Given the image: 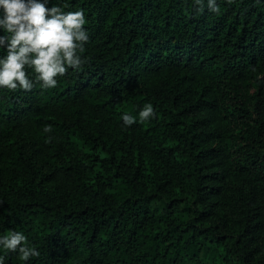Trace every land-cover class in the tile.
<instances>
[{"label":"trees","instance_id":"1","mask_svg":"<svg viewBox=\"0 0 264 264\" xmlns=\"http://www.w3.org/2000/svg\"><path fill=\"white\" fill-rule=\"evenodd\" d=\"M116 3L106 28L93 0H47L48 8L84 10L88 62L56 77L55 88H41L27 66L31 91L0 87V133L19 178L18 189L0 188V237L21 232L40 253L23 261L0 246V257L4 264H250L246 241L204 222L205 168L219 160L248 200L263 192L264 0H217L219 13L206 6L198 13L193 0ZM152 41L168 43L159 59L142 53ZM149 103L155 116L141 122ZM217 110L226 129L194 117ZM125 114L136 123L125 126ZM35 141L53 170L57 159L65 162L57 173L64 185L38 181ZM213 244L230 251L219 263Z\"/></svg>","mask_w":264,"mask_h":264},{"label":"clouds","instance_id":"2","mask_svg":"<svg viewBox=\"0 0 264 264\" xmlns=\"http://www.w3.org/2000/svg\"><path fill=\"white\" fill-rule=\"evenodd\" d=\"M40 0H0V29L6 35L0 36V48H6V55L0 58V87L10 91L22 89L31 91L35 83L41 88H55L58 76H63L69 69L79 70L86 64L82 57L84 45L89 41L85 30L84 10L66 12L63 7H46ZM231 3V0H228ZM195 11L203 12L205 6L212 13H219L217 0H193ZM33 69L35 83L30 79L25 68ZM155 116L153 106L145 104L139 112L141 122ZM125 126L136 123L134 117L123 115ZM51 125H45L43 132L50 133ZM0 246L11 252H18L19 258L28 261L40 255L34 247L27 244V237L18 231H10L0 237ZM0 264L4 258L0 257Z\"/></svg>","mask_w":264,"mask_h":264},{"label":"rangeland","instance_id":"3","mask_svg":"<svg viewBox=\"0 0 264 264\" xmlns=\"http://www.w3.org/2000/svg\"><path fill=\"white\" fill-rule=\"evenodd\" d=\"M104 20V26H110L113 20L114 13L120 6L116 0H93ZM177 0H152L156 6L162 4L164 6L172 5ZM186 0H183L185 2ZM183 25L180 27L182 28ZM168 43L152 41L150 49L142 51L144 54H149L150 57L159 59L164 52V48ZM108 80L103 81L106 84ZM194 117L200 120L201 125L207 129H226L227 123L223 120L221 113L217 111H200L194 114ZM36 149L33 152L32 160L37 163L40 173H38V181L48 188L54 189L56 184H65V180L57 175L60 172V167L64 165L62 159H57L56 170L48 163L46 159V147L40 142H34ZM264 147V138L260 143ZM82 156H88L87 148L81 149ZM11 153L9 148L3 143V138L0 133V188L3 190L18 189L19 178L11 165ZM205 171L209 174L208 184L210 188L208 203V215L204 222L216 225L217 230L221 234L230 235L234 242L237 238H242L246 241V248L251 250L252 259L250 264H264V187L263 192L259 197L248 200L243 196L241 190L243 184L235 174L229 173L223 163L219 160H208ZM55 175V178L50 179ZM192 216V215H191ZM212 251L217 250L218 260L216 263L224 260L230 251L226 246L221 244H213ZM233 252V251H232ZM207 256H210L208 254ZM210 259H213L212 256Z\"/></svg>","mask_w":264,"mask_h":264}]
</instances>
